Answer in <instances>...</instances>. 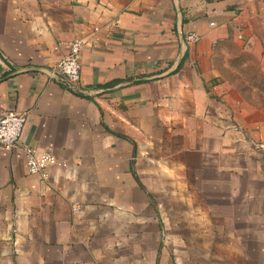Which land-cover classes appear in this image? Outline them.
<instances>
[{
  "label": "crops",
  "instance_id": "obj_1",
  "mask_svg": "<svg viewBox=\"0 0 264 264\" xmlns=\"http://www.w3.org/2000/svg\"><path fill=\"white\" fill-rule=\"evenodd\" d=\"M75 40L85 95L47 73ZM235 50L264 53V0H0V117L64 163L43 180L0 150V264L264 262V111L225 79Z\"/></svg>",
  "mask_w": 264,
  "mask_h": 264
},
{
  "label": "built area",
  "instance_id": "obj_2",
  "mask_svg": "<svg viewBox=\"0 0 264 264\" xmlns=\"http://www.w3.org/2000/svg\"><path fill=\"white\" fill-rule=\"evenodd\" d=\"M213 25V24H211ZM200 41L195 33L187 34L184 39L185 46H191ZM83 42L75 40L68 47L67 54L57 63L48 76L66 84L72 93L85 95L81 87V64L80 54ZM5 58L0 63H7ZM4 62V63H3ZM7 65V64H6ZM26 114L10 109L0 117V150H19L25 156L26 170L29 176H36L43 180L47 179L48 170L53 166H64L52 153L39 150L34 147L22 145L21 138L26 123Z\"/></svg>",
  "mask_w": 264,
  "mask_h": 264
},
{
  "label": "rangeland",
  "instance_id": "obj_3",
  "mask_svg": "<svg viewBox=\"0 0 264 264\" xmlns=\"http://www.w3.org/2000/svg\"><path fill=\"white\" fill-rule=\"evenodd\" d=\"M225 63L228 66L224 71L225 79L230 82L232 89L246 104L264 111V53L261 58H257L251 54L238 53L237 50L231 51ZM169 232L171 234L172 231ZM189 232L192 231H184L185 234ZM209 241H220V239H203V242ZM193 248L192 253L195 252L198 258L195 264H264L257 256L246 257L244 263L224 261L221 259L223 257L221 247L217 245H198ZM251 248V246L248 247V250ZM181 264H188V262H181Z\"/></svg>",
  "mask_w": 264,
  "mask_h": 264
},
{
  "label": "trees",
  "instance_id": "obj_4",
  "mask_svg": "<svg viewBox=\"0 0 264 264\" xmlns=\"http://www.w3.org/2000/svg\"><path fill=\"white\" fill-rule=\"evenodd\" d=\"M143 189V188H142ZM144 190V189H143Z\"/></svg>",
  "mask_w": 264,
  "mask_h": 264
}]
</instances>
